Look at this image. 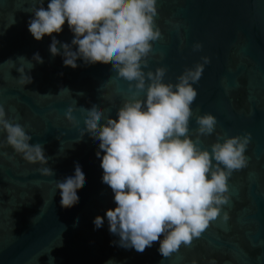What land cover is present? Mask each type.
I'll return each mask as SVG.
<instances>
[{"label":"water","instance_id":"water-1","mask_svg":"<svg viewBox=\"0 0 264 264\" xmlns=\"http://www.w3.org/2000/svg\"><path fill=\"white\" fill-rule=\"evenodd\" d=\"M49 2L43 0L45 9ZM38 6L33 0H0V105L9 120L25 127L30 144L43 145L48 160L45 166L32 165L11 148H0V264H209L211 259L264 264V0H158L155 19L162 37L152 43L149 67L143 70L164 67V82L175 84L186 68L208 57L193 85L198 96L191 106V138L196 139V116L205 113L218 123L215 133L200 138L202 149L211 151L216 133L229 138L251 133L248 167L228 181L229 204L191 247L181 246L167 259L159 254L158 242L143 253L119 246L105 215L116 204L102 182L99 141L87 133L78 141L86 117L81 107L96 105L106 118L116 119L123 101L131 98L128 82L117 78L110 63L78 59L75 69L65 67L61 45L76 51L74 35L66 22L61 33L36 41L28 22ZM53 37L60 42L55 57L49 51ZM197 43L199 51L193 50ZM36 53L43 63L33 60ZM20 68L32 78L24 87ZM70 107L75 123L65 117ZM0 141H6L3 132ZM77 164L86 182L77 190L78 202L64 208L57 182L74 176ZM41 167L54 175H40ZM97 216L104 218L99 229L93 223Z\"/></svg>","mask_w":264,"mask_h":264},{"label":"clouds","instance_id":"clouds-1","mask_svg":"<svg viewBox=\"0 0 264 264\" xmlns=\"http://www.w3.org/2000/svg\"><path fill=\"white\" fill-rule=\"evenodd\" d=\"M33 3L39 6L30 11L33 18L28 31L36 41L61 33L66 22L73 33L71 43L77 50L67 43L61 45L65 67L75 69L78 59L86 64L110 63L117 78L128 82L131 98L123 101L116 119L106 118L105 110L96 105L81 107L86 117L78 141L86 133L99 141L96 155L101 160L102 182L114 193L116 207L105 214L109 232L120 237L119 246L138 253L158 242L164 259L178 253L181 246L191 247L229 204L232 174L247 168L249 162L245 153L251 133L230 138L216 133L211 151L200 147L201 137L215 133L218 121L212 114L197 115L195 141L190 136L191 106L198 96L193 85L202 78L210 59L202 57L203 63L186 68L175 84L164 82V67L143 70L149 67L152 43L162 37L155 19L158 0H50L47 9L43 0ZM59 43L53 37L49 47L53 57L60 55ZM201 48L199 43L193 46L195 51ZM33 60L43 63L39 53ZM18 71L22 87L32 83L22 68ZM65 117L75 123L71 107ZM0 132L6 134L0 148H11L28 164L47 165L43 145L30 144L32 137L23 125L8 119L3 105ZM38 171L45 177L54 175L49 167ZM85 182L79 164L74 176L57 182L62 207L78 202L77 190ZM228 220L224 212L223 221ZM93 223L99 229L104 218L97 216ZM209 264L217 262L211 259Z\"/></svg>","mask_w":264,"mask_h":264}]
</instances>
